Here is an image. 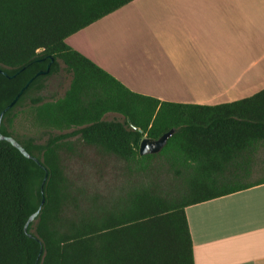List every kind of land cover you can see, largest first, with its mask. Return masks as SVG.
I'll use <instances>...</instances> for the list:
<instances>
[{"label":"trees","instance_id":"1","mask_svg":"<svg viewBox=\"0 0 264 264\" xmlns=\"http://www.w3.org/2000/svg\"><path fill=\"white\" fill-rule=\"evenodd\" d=\"M132 1L0 0V112L24 89L5 111L1 134L13 137L7 131L13 110L26 101L38 122L66 130L44 143L13 137L38 164L0 141V264H194L185 208L264 184L239 183L264 149V89L213 106L159 101L132 92L65 43ZM48 64V74L36 76ZM61 70L70 75L68 88L44 100L46 78ZM170 130L160 152L139 154L142 138ZM73 137L135 170L163 159L181 187L136 185L96 215L67 218L70 188L58 150Z\"/></svg>","mask_w":264,"mask_h":264},{"label":"crops","instance_id":"2","mask_svg":"<svg viewBox=\"0 0 264 264\" xmlns=\"http://www.w3.org/2000/svg\"><path fill=\"white\" fill-rule=\"evenodd\" d=\"M65 43L159 101L213 106L264 89V0H133ZM185 214L194 264H264V184Z\"/></svg>","mask_w":264,"mask_h":264},{"label":"rangeland","instance_id":"3","mask_svg":"<svg viewBox=\"0 0 264 264\" xmlns=\"http://www.w3.org/2000/svg\"><path fill=\"white\" fill-rule=\"evenodd\" d=\"M64 66L60 63V68ZM70 82V75L62 70L45 80V88L40 93L44 100H56L64 95ZM35 97V94L31 95ZM30 102L13 110L15 118L7 131L19 140L34 139L36 143H44L49 136L65 132L38 122ZM109 115L106 119H112ZM119 119L120 117L117 116ZM60 167L66 185L70 188V200L64 209V216L77 219L88 214L96 215L100 208H109L123 190L136 185L157 183L173 190L181 187L180 178L173 174L163 159L147 162L146 170H135L120 158L104 154L94 146L84 144L79 137L62 141L58 150ZM258 165L253 173L239 179L240 184L255 183L264 179V149L256 156Z\"/></svg>","mask_w":264,"mask_h":264},{"label":"water","instance_id":"4","mask_svg":"<svg viewBox=\"0 0 264 264\" xmlns=\"http://www.w3.org/2000/svg\"><path fill=\"white\" fill-rule=\"evenodd\" d=\"M50 61L52 62L53 59L51 58ZM50 70V64L47 65L46 70L44 71H39L36 76H43V75H47L48 72ZM1 72V71H0ZM31 82V80H30ZM29 84V82H28ZM27 84V85H28ZM27 85L25 87H27ZM24 91V89L21 90V92L14 98V100L4 109L0 112V126H1V122H2V118L3 115L5 113V111L9 108H11L15 102L17 101V99L19 98V96L21 95V93ZM173 130H170L169 132L163 134L162 136H160L158 139L156 140H151L148 138H142L139 142V154L141 156L144 155H151V154H156L158 152H160L162 150V148L166 145L168 138L172 135ZM0 141H6L8 143H10L13 147H15L17 150H19V152L26 158L28 159H33L37 164L39 163V161L32 157L22 146L19 142H17L13 137L11 136H5L3 134H1L0 132ZM47 179V173H45L44 178L42 180V186L44 185V183L46 182ZM42 192V189H41ZM44 202V199H42L41 204ZM41 205L39 206L38 210L36 212H34L28 219L27 223L25 224V230L27 229V226L30 222H32L36 216L38 215L39 211H40Z\"/></svg>","mask_w":264,"mask_h":264}]
</instances>
